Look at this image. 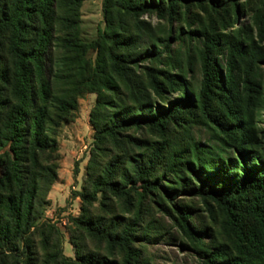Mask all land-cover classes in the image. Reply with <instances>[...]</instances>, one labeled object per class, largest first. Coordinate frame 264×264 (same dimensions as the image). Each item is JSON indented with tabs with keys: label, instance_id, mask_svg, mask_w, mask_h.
Instances as JSON below:
<instances>
[{
	"label": "trees",
	"instance_id": "1",
	"mask_svg": "<svg viewBox=\"0 0 264 264\" xmlns=\"http://www.w3.org/2000/svg\"><path fill=\"white\" fill-rule=\"evenodd\" d=\"M83 1L0 0V149L9 147L0 153V264L112 262L98 256H79V261L67 258L60 229L44 217L49 192L58 178L59 129L73 118L85 88L97 93L96 110L111 108L102 117L92 116L103 151H109L107 143L118 147L123 139L136 143L129 130L148 126L163 131L171 123L184 121L197 108L208 122L210 137L208 143L193 140L181 150L165 154L167 167L160 175L156 173L164 146L139 158L126 151L116 153L98 173L89 166V183L76 193L83 204L92 205L100 192L129 194L138 190L139 181L151 192L159 189L160 181L170 178L174 185L169 189L163 186L165 197L176 206L177 223L205 264H264V142L258 140L253 122L259 100V69L255 65L264 53L251 38L226 35L221 44L220 38L213 36L198 51L202 78L195 91L168 75L161 81L151 67H142L147 61L159 60L162 51L155 46L139 48L138 35L122 38L109 8L113 1L139 19L144 13L174 15L184 2L235 9L240 0H105L109 31L97 43L101 57L94 70L84 59L87 46L77 35ZM235 13L238 20V10ZM58 23L63 36L57 34ZM220 45L227 52L224 74L214 54ZM53 48L64 53L58 71L51 66ZM131 48L135 51H122ZM135 68L143 69L151 88L168 108L156 102L149 105V97L139 102L141 82L137 76L132 78ZM116 77L124 80L137 105L115 109L119 105L114 98L120 93ZM177 84L181 87L176 99L165 97L164 92L175 90ZM214 101L223 107L220 115L213 111ZM123 161L132 168L121 169ZM184 194L211 199L223 209L236 236L235 254H230L226 244L203 248L206 230H193L190 210L177 206ZM77 223L102 238L111 250L124 249V264L139 263L133 247L136 235L130 226L119 233L113 222L103 223L97 217H79ZM72 239L79 252L81 246Z\"/></svg>",
	"mask_w": 264,
	"mask_h": 264
},
{
	"label": "rangeland",
	"instance_id": "2",
	"mask_svg": "<svg viewBox=\"0 0 264 264\" xmlns=\"http://www.w3.org/2000/svg\"><path fill=\"white\" fill-rule=\"evenodd\" d=\"M112 23L118 26L122 38L139 36V48L151 50L152 47L162 51L158 60L147 61L142 67H151L153 72L163 81L166 75L179 84L199 88L202 78L201 64L198 51L205 47L208 39L220 38L224 43L225 36H241L254 40L259 50L264 53V0H240L233 9L231 5L214 8L211 3L184 2L174 15L159 16L157 13H144L139 19L126 13L122 8L111 2L109 4ZM235 10L239 12L237 20ZM80 21L77 35L81 43L87 46L84 59L88 61L92 70L97 67L101 53L98 42H102V35L107 33L109 20L105 14V0H84L80 6ZM57 34L64 35L62 25L58 23ZM141 31V32H140ZM53 71H58V63L64 56L61 48H53ZM215 51L220 71L224 74L227 66L226 50L222 45ZM124 53L135 51L133 48L122 50ZM104 56V54H103ZM259 69V96L255 103L254 128L258 140L264 142V57L255 65ZM135 75L140 83V99L149 97L151 105L169 104L152 88L143 69L135 68ZM120 93L115 97L118 107L137 105L136 101L123 79H118ZM175 90L167 89L164 96L176 99L180 85ZM142 86V88H141ZM97 93L85 88L78 98V107L73 118L61 124L57 136L59 160L58 178L49 192V204L45 208L44 217L50 219L62 233L63 251L67 258L80 260L83 258L106 257L111 264H124L125 251L122 248L111 250L107 243L95 233H90L77 226L79 217H97L103 223H112L116 231L122 232L130 226L136 239L133 243L138 254V264H205L202 256L192 244L185 231L177 223V209L169 202L165 195L166 188L174 185L169 180L160 181L161 186L151 192L143 189V182L136 185L138 190L129 194L113 195L109 192L98 194V199L92 204H83L80 196L88 185V167L98 173L108 160L116 153L128 152L129 155L140 157L151 154L159 147H165L157 175L162 174L166 166V156L169 152L179 151L196 141L208 143L210 133L208 122L197 108L194 114L187 115L184 121L171 123L163 131L143 126L129 130L127 133L136 140L130 143L123 139L118 147L109 145V151L101 150L96 139V131L92 124V116L102 117L111 108L97 107ZM213 111L221 114L223 107L217 101L212 102ZM126 133V134H127ZM100 146V148H99ZM9 147L0 149V153ZM132 168L124 161L123 167ZM170 177V176H169ZM172 179V178H171ZM181 209H189L190 224L193 230H206L203 236V248L226 244L231 255L236 253L237 240L235 233L226 223L223 209L211 199L184 194L176 202ZM85 211H84V210ZM185 211V210H184ZM81 246L79 252L73 243ZM228 253V252H227Z\"/></svg>",
	"mask_w": 264,
	"mask_h": 264
}]
</instances>
